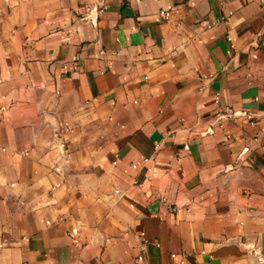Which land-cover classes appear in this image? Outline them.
<instances>
[{"label": "crops", "instance_id": "0c3cea01", "mask_svg": "<svg viewBox=\"0 0 264 264\" xmlns=\"http://www.w3.org/2000/svg\"><path fill=\"white\" fill-rule=\"evenodd\" d=\"M262 23L256 0H0V264H264Z\"/></svg>", "mask_w": 264, "mask_h": 264}, {"label": "built area", "instance_id": "2783aa9c", "mask_svg": "<svg viewBox=\"0 0 264 264\" xmlns=\"http://www.w3.org/2000/svg\"><path fill=\"white\" fill-rule=\"evenodd\" d=\"M257 3L259 4L262 12H263V23L261 28L259 29L258 33H257V39L258 41L262 42L264 41V0H256ZM106 6L105 5H97V6H84L81 11H78V13L80 14V19L84 20V21H88L92 24H96L98 17L105 11ZM160 16L165 18L166 20L169 19V12L166 10H162L160 11ZM78 67V63H74V68L76 69ZM215 101H218V95H216L215 97ZM5 109L4 106L1 107V110ZM234 113H220L218 115V118H222L224 116H233ZM248 118H251V114L246 113L245 114ZM252 123V122H251ZM145 161H147V159H145ZM132 167L135 168L136 165L132 164ZM138 260H142V257H139Z\"/></svg>", "mask_w": 264, "mask_h": 264}]
</instances>
